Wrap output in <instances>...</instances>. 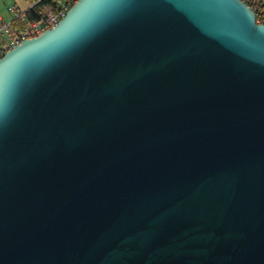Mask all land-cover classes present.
I'll use <instances>...</instances> for the list:
<instances>
[{"label": "water", "instance_id": "obj_1", "mask_svg": "<svg viewBox=\"0 0 264 264\" xmlns=\"http://www.w3.org/2000/svg\"><path fill=\"white\" fill-rule=\"evenodd\" d=\"M0 264H264L248 5L77 0L0 58Z\"/></svg>", "mask_w": 264, "mask_h": 264}, {"label": "built area", "instance_id": "obj_2", "mask_svg": "<svg viewBox=\"0 0 264 264\" xmlns=\"http://www.w3.org/2000/svg\"><path fill=\"white\" fill-rule=\"evenodd\" d=\"M77 0H34L27 9L34 13L33 18L25 26L13 23V20L21 17L25 19V10L8 8L13 14L10 19L0 15V58L9 50L23 40L37 37L45 30L55 27L61 18L64 17L69 8ZM248 5L256 15V22L264 25V4L263 0H241Z\"/></svg>", "mask_w": 264, "mask_h": 264}, {"label": "rangeland", "instance_id": "obj_3", "mask_svg": "<svg viewBox=\"0 0 264 264\" xmlns=\"http://www.w3.org/2000/svg\"><path fill=\"white\" fill-rule=\"evenodd\" d=\"M30 4H32V0H0V15L4 18L10 19L13 14L8 11V8H14L17 10H25Z\"/></svg>", "mask_w": 264, "mask_h": 264}, {"label": "trees", "instance_id": "obj_4", "mask_svg": "<svg viewBox=\"0 0 264 264\" xmlns=\"http://www.w3.org/2000/svg\"><path fill=\"white\" fill-rule=\"evenodd\" d=\"M44 1H53V0H44ZM263 4H264V0H263ZM25 14V19L18 17L16 19L13 20V23L16 22L15 24H18L19 26H25L28 21H30L33 18V11L31 9H27L26 11H24Z\"/></svg>", "mask_w": 264, "mask_h": 264}, {"label": "crops", "instance_id": "obj_5", "mask_svg": "<svg viewBox=\"0 0 264 264\" xmlns=\"http://www.w3.org/2000/svg\"><path fill=\"white\" fill-rule=\"evenodd\" d=\"M24 1L27 2V0H24ZM33 1H34V0H32V2H33ZM28 7H29V6H28ZM28 7H27V8H28ZM27 8H26V9H27Z\"/></svg>", "mask_w": 264, "mask_h": 264}]
</instances>
